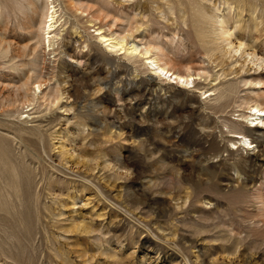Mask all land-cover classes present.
Instances as JSON below:
<instances>
[{"label": "rangeland", "instance_id": "rangeland-1", "mask_svg": "<svg viewBox=\"0 0 264 264\" xmlns=\"http://www.w3.org/2000/svg\"><path fill=\"white\" fill-rule=\"evenodd\" d=\"M51 2L69 21L54 53L33 34ZM99 15L146 22L203 75L179 88L135 69L96 38ZM221 27L264 58V0H0V264H264V128L246 121L235 148L226 128L264 65ZM38 83L63 100H33Z\"/></svg>", "mask_w": 264, "mask_h": 264}, {"label": "bare ground", "instance_id": "bare-ground-1", "mask_svg": "<svg viewBox=\"0 0 264 264\" xmlns=\"http://www.w3.org/2000/svg\"><path fill=\"white\" fill-rule=\"evenodd\" d=\"M29 5L33 9V5ZM63 16L57 4H55L54 2H51V6L47 4L46 9L40 16L41 18L37 25L36 31L33 33L35 37L38 38L36 42V50L43 48L45 52L46 49H48L49 52L52 51L54 53L56 52V50H58L56 46L58 47L62 45V33L64 32V27L69 22L63 19ZM100 16L101 15L97 17L95 16V18L97 19L96 21L94 20L95 24L93 28H95V31L98 33L96 35V38L99 39L103 44H107V46L112 50L124 55V58L134 67L137 64L143 63L144 66L151 67L152 70L156 72L161 78L164 77V79L166 78L167 80L171 81L172 85L174 83L178 84L179 88H181V85L187 86L190 82L194 84L198 79L197 76L201 77V75H203L198 74L195 78L196 74L194 75L190 72L183 73L173 67V65L170 63L171 61L169 59V54L166 52L165 48L158 44L154 39L147 40L149 25L146 22H143L141 20H127L122 21V23H120L119 21L118 23V19H112L114 21H107V19H102V16L101 18ZM231 36L232 35L228 30H226L224 27H221L219 29V33L217 34V39L215 40H217V42L220 41L223 44L227 43L226 46H230V49L228 48L229 50L227 51L229 54L234 52L237 54L241 53L242 56H252L254 59V63H256V65L258 66L256 70L259 71L260 68H262L264 65V58H258L255 53L247 54L248 50L243 49L244 44L240 43L237 47H234L233 43L231 44ZM1 44V54L4 58L9 54L10 44L6 43L5 41H1ZM34 61L35 62L33 63V65H35L36 68H34L33 71H37L38 66L35 58ZM37 78L40 79L41 76L37 75ZM242 84L244 86L250 85L251 87H253V91L249 95V99H244L241 105L238 106L242 107V104H246V110H249L250 113H241L240 115H238V120L230 122L229 125H226V128H228V133H232L233 135L230 137L229 142L234 146V148L238 146V144L241 145L242 143H244V145L246 146L248 145L249 147L250 145H252V142L247 134L248 131L246 130H251V128H253L254 126H261L264 128V102H262L264 101V91L262 90L264 81L262 79L256 82H248L247 80H244V83ZM259 85L260 87L258 89L257 86ZM54 90V93L52 91L51 94L44 93V90H42V85L38 83L37 87L33 91V100L38 97L40 98L42 96L46 97L48 95H52L54 96L56 103L59 104L60 101L63 100L62 90L60 89V87H57ZM239 90V85L228 86L219 97V100H221L222 103L214 109L215 113L223 114L226 109H228L230 104L234 101L235 97L239 96ZM246 121L247 123L249 122L250 126H247L245 130L242 128V126Z\"/></svg>", "mask_w": 264, "mask_h": 264}]
</instances>
